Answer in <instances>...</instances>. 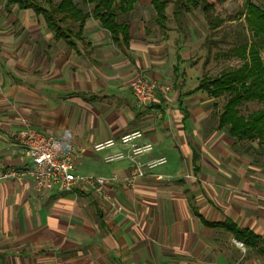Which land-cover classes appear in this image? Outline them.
Wrapping results in <instances>:
<instances>
[{
  "label": "crops",
  "instance_id": "crops-1",
  "mask_svg": "<svg viewBox=\"0 0 264 264\" xmlns=\"http://www.w3.org/2000/svg\"><path fill=\"white\" fill-rule=\"evenodd\" d=\"M135 8L117 11L127 42L92 14L73 45L32 9H19L15 30L0 29V264H264L257 247L235 244L230 226L264 240V175L219 127L216 99L197 90L205 70L191 45L150 33L147 10ZM138 76L170 90L141 107L130 88ZM25 122L82 148L79 174L116 176L106 197L59 186L37 193L29 178H4L26 167L17 138ZM137 130L140 144L154 145L143 160L168 163L129 182L130 162L103 161L121 146L92 147Z\"/></svg>",
  "mask_w": 264,
  "mask_h": 264
},
{
  "label": "trees",
  "instance_id": "trees-1",
  "mask_svg": "<svg viewBox=\"0 0 264 264\" xmlns=\"http://www.w3.org/2000/svg\"><path fill=\"white\" fill-rule=\"evenodd\" d=\"M43 6L37 0H8V5H17L19 9H32L36 15H41L55 38H61L73 45L74 39H81L83 27L87 18L92 16L108 29L112 38L119 41L120 36L125 42L128 40V25L117 21V11L127 13L133 9L138 0H85L84 7L94 5L91 12H85L72 0H44ZM198 0H177L174 15L179 20L181 11L190 12L191 5L196 6ZM185 2V4H184ZM156 11L155 21L164 29L159 20H166L167 1L151 0ZM246 22L255 35L264 36V9L253 3H248ZM246 48L243 49V52ZM242 54V53H241ZM250 63L245 62L241 68L224 71L215 78L204 77L197 90H205L214 98L223 94H233L223 107L219 118V127L225 128L229 136L237 139H252L254 134L263 139L264 110L253 113L244 118L237 109L239 103L246 99L264 101V48L263 56L257 49L249 50ZM236 238L250 247H257L264 253V240L245 229L230 225Z\"/></svg>",
  "mask_w": 264,
  "mask_h": 264
},
{
  "label": "rangeland",
  "instance_id": "rangeland-1",
  "mask_svg": "<svg viewBox=\"0 0 264 264\" xmlns=\"http://www.w3.org/2000/svg\"><path fill=\"white\" fill-rule=\"evenodd\" d=\"M37 1L47 7L44 0ZM166 1V20H159L164 29L154 21L156 12L150 0H142L141 6L136 8L133 6V9L135 8V11L138 8L147 10L145 13L150 33L157 34L160 39L163 36H169L182 45L189 43L191 59L201 65L204 64V77L215 78L224 71L241 68L247 59V49L243 52V46L247 47L250 44L259 51L261 57L263 56L264 36L255 35L250 30L246 15L248 3L256 4L264 9V0H198L196 6L191 5L189 13L185 10L181 11L182 15L179 20L174 15L177 0ZM54 3H58V0H54ZM19 12L17 5H8V0H0V29L15 30L18 28L19 22L23 19ZM207 94L208 99H216L212 114L221 116L224 105L233 94L226 93L218 98ZM237 109L241 116L247 118L255 112L264 110V101L246 99L239 103ZM254 136L252 139L238 140V151L248 152L255 166L264 175V135L263 139L257 134Z\"/></svg>",
  "mask_w": 264,
  "mask_h": 264
},
{
  "label": "built area",
  "instance_id": "built-area-1",
  "mask_svg": "<svg viewBox=\"0 0 264 264\" xmlns=\"http://www.w3.org/2000/svg\"><path fill=\"white\" fill-rule=\"evenodd\" d=\"M133 97L141 107H150L155 101L158 91H169L170 86L162 85L157 80L138 76L130 83ZM17 138L23 156L27 160L26 167L12 169L4 174V178H29L33 181L34 190L42 193L59 186L67 192L88 190L102 197H106L105 186L116 180V176L81 175L77 172V163L84 150L72 143L64 142L54 136L48 135L32 127L28 122L18 131ZM143 132L137 130L126 133L117 139H110L92 147L95 153L103 152L109 148L121 146L122 149L103 156L107 164L128 161L132 170L128 177L129 182L145 178L150 173L168 163L166 156L144 161L143 157L154 150L152 143L140 144ZM159 180L163 176L157 177ZM235 244L245 251L241 241ZM53 264H65L55 261Z\"/></svg>",
  "mask_w": 264,
  "mask_h": 264
}]
</instances>
